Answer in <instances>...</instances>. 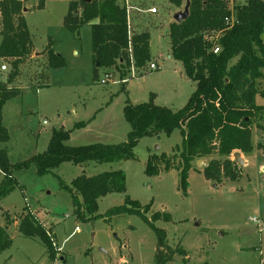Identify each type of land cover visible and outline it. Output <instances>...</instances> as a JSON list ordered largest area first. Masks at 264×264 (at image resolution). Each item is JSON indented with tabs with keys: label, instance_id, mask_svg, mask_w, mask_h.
<instances>
[{
	"label": "rangeland",
	"instance_id": "rangeland-1",
	"mask_svg": "<svg viewBox=\"0 0 264 264\" xmlns=\"http://www.w3.org/2000/svg\"><path fill=\"white\" fill-rule=\"evenodd\" d=\"M70 1L44 0L42 11L36 9L38 0L23 4L32 45L41 53L24 60L11 85L19 89V95L2 109V125L9 135L2 147L11 164L45 152L53 130L70 131L65 144L71 147L125 142L131 129L122 112L126 101L132 105L147 103L154 95V105L177 111L195 90V83L186 78L181 63L170 54L168 23L174 22L175 13L183 12L184 2L175 7L168 0H127L138 7L132 8L125 0H117L126 7L129 37L136 34L134 24L139 23L144 8H157L153 18L160 25L152 27L156 25L154 20L145 19V27L140 30L151 27L152 60L142 69L132 67L123 79L117 72L99 68L98 80L94 81L90 27L83 26L75 35L63 26ZM1 29L0 19V42ZM261 37L264 42V32ZM49 43L55 54L64 58V68L47 67ZM150 63L157 68L151 70ZM1 65L6 66V71L0 72V82H4L10 65L0 58ZM106 73L112 78L101 84ZM256 87L264 91V77ZM255 103L264 107V95H257ZM79 122L85 126L74 129ZM258 123L261 129L252 126L253 152L239 156L241 165L233 156L228 158L236 164L235 182L224 177L220 181L205 179L203 168L212 159H226L210 155L200 159L204 165L197 166L198 160L192 162L185 195L179 188L180 159L175 150L181 144L178 130L169 137L159 134L140 139L133 150L134 160L81 166L63 162L42 176L33 165L14 171L17 187L0 201V226L5 224V214L15 221L7 228L12 245L0 253V264H155L156 236L148 225L136 215L108 214L123 204L125 196L137 201L141 210L151 203L148 219L153 213L169 215V222L159 220L154 224L165 231L167 245L182 249L186 257L175 254L165 264H264V115ZM162 153L171 158L173 169L166 172L160 165L157 176H147L144 169L148 157ZM117 170L125 174L126 191L101 198L95 218L82 210L79 219L60 181L70 185L81 175L91 177ZM24 207L56 235V260L48 258L37 238H26L18 232Z\"/></svg>",
	"mask_w": 264,
	"mask_h": 264
},
{
	"label": "trees",
	"instance_id": "trees-1",
	"mask_svg": "<svg viewBox=\"0 0 264 264\" xmlns=\"http://www.w3.org/2000/svg\"><path fill=\"white\" fill-rule=\"evenodd\" d=\"M28 0H0L1 42L0 58L8 61L10 72L6 81L0 82V201L17 187L12 173L28 170L31 165L39 176L48 174L63 162L81 166L89 162L117 163L134 160L133 150L140 139L164 134L169 137L179 131L181 144L175 147L180 159L179 188L185 195L187 175L194 161L217 155L222 162L212 159L204 168L206 180L220 181L221 177L235 182L238 179L236 164L228 158L234 153L250 155L253 152L252 126L261 129L258 121L264 115V107L255 103L259 92L257 81L264 77V0H242L231 7L225 0H168L175 7L182 2L188 6V16L180 23L168 27L170 54L179 61L186 78L195 83V90L187 103L177 111L154 105V95L147 103L123 107V117L130 125L126 141L119 144L95 143L79 147L66 145L70 131L53 130L47 150L27 161L9 162L2 147L9 141L2 125V109L7 101L19 95V89L11 85L19 76L24 60L32 54V41L24 18L23 4ZM44 0H38L36 9L41 10ZM226 20L230 23L226 24ZM90 27L93 53V79L98 80V69L117 72L123 79L132 67L142 69L150 61L148 33H136L129 37L126 7L117 0H71L63 18L64 28L78 35L83 26ZM51 43L46 47L47 67L57 70L66 66L64 58L55 54ZM218 48V52L213 50ZM76 123L73 128H82ZM259 146V145H258ZM170 157L164 153L148 157L144 173L157 176L160 165L168 172L173 169ZM61 188L71 197L79 219L82 210L95 218L98 201L112 193L126 191L123 171L103 172L95 176H78ZM151 203L143 210L137 201L125 196L123 204L108 211L109 215H136L156 236L155 264H165L175 254L186 257L180 248L167 245L163 229L155 222H169L165 213H153L148 219ZM18 232L26 238H37L44 245L48 258H56V244L50 230L27 209L23 208ZM0 226V253L12 245L7 228L15 221L8 214Z\"/></svg>",
	"mask_w": 264,
	"mask_h": 264
},
{
	"label": "crops",
	"instance_id": "crops-1",
	"mask_svg": "<svg viewBox=\"0 0 264 264\" xmlns=\"http://www.w3.org/2000/svg\"><path fill=\"white\" fill-rule=\"evenodd\" d=\"M29 1V0H28ZM125 2H126V5L127 6H130V7H132V8H134V7H137L136 5L133 7V5L131 6V4L130 3H128V1L127 0H125ZM69 4V3H68ZM68 8V7H67ZM138 8V7H137ZM151 8H154V7H150V8H144L145 10H143L142 11V13L141 14H144L145 15V17H144V15L140 18V20H139V23L137 22V23H135L134 25H136L137 26V28H135L134 29V31H136V33H148V35H149V51H150V57H151V50H150V33L148 32V29L149 28H151V27H147L148 29L146 30L145 29V31H141L140 32V30L141 29H144V27H145V25H144V20L145 19H147L148 21L150 20H154V22L156 23V25L155 26H152V27H157V26H159L160 25V22H158V21H156L154 18H153V16H156L157 14H158V11H157V8H155L156 9V13H150L149 12V10L151 9ZM23 9H25V8H23ZM38 10V9H37ZM42 10H44V6H43V8L41 9V10H39V11H42ZM26 12V11H25ZM25 12L24 11H22V17L24 18V20H25V23H26V18H25ZM152 18V19H151ZM27 25V24H26ZM169 25H170V22L168 23V27H169ZM28 29V28H27ZM81 30V29H80ZM28 32H29V30H28ZM30 33V32H29ZM41 52H38V51H36V49H35V47L32 45V58H34L35 56H37V55H39ZM150 60H152V58L150 59ZM242 156V154H240V157ZM13 225H15V222L13 223ZM51 228V227H50ZM50 228L49 229H47V230H50ZM50 235H51V237H56V235L52 232V230L50 231V233H49ZM56 241V240H55ZM57 242H55V244H56ZM56 246H57V244H56ZM57 256H58V253L56 254V258H57ZM59 259L61 260V261H63L64 259H63V257H59ZM56 260V259H55Z\"/></svg>",
	"mask_w": 264,
	"mask_h": 264
},
{
	"label": "built area",
	"instance_id": "built-area-1",
	"mask_svg": "<svg viewBox=\"0 0 264 264\" xmlns=\"http://www.w3.org/2000/svg\"><path fill=\"white\" fill-rule=\"evenodd\" d=\"M225 1H227L228 2V4L231 6V7H233V5H237V4H240L242 1L241 0H225ZM149 12L150 13H156V9L155 8H151L150 10H149ZM228 23H230V21H228V20H226V24H228ZM218 48H215L214 50H213V52L214 53H217L218 52ZM149 68L151 69V70H155L157 67H156V65L154 64V63H150L149 64ZM4 71H6V66L5 65H1L0 66V72H4ZM107 75H105V80H101L100 82H101V84H105L106 82H108L111 78H112V76L109 74V73H106ZM254 221V220H253Z\"/></svg>",
	"mask_w": 264,
	"mask_h": 264
},
{
	"label": "water",
	"instance_id": "water-1",
	"mask_svg": "<svg viewBox=\"0 0 264 264\" xmlns=\"http://www.w3.org/2000/svg\"><path fill=\"white\" fill-rule=\"evenodd\" d=\"M87 1H89V0H87ZM23 11H25V9H23ZM187 16H188V6L186 5V6L184 7L183 12H177V13L174 14V16H173V20H174V22H176V23H180L181 21L185 20V19L187 18ZM232 156L234 157L236 163H237L238 165H241L242 161H241V159L239 158L240 154H239V153H234ZM196 165H197V166H198V165H204V162L201 161V160H198V161L196 162Z\"/></svg>",
	"mask_w": 264,
	"mask_h": 264
}]
</instances>
